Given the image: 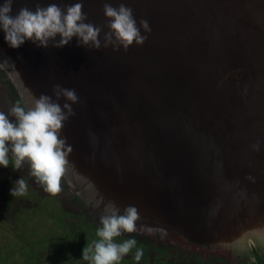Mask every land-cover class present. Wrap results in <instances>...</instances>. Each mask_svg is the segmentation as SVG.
Masks as SVG:
<instances>
[{"label":"water","instance_id":"obj_1","mask_svg":"<svg viewBox=\"0 0 264 264\" xmlns=\"http://www.w3.org/2000/svg\"><path fill=\"white\" fill-rule=\"evenodd\" d=\"M76 2L13 0L12 15ZM106 2L148 22L143 45L97 50L73 37L12 48L0 29V74L16 104L55 100L57 84L76 91L61 131L74 204L98 224L109 202L121 214L133 205L138 227L164 229L160 238L184 251L264 245V0H82L102 45Z\"/></svg>","mask_w":264,"mask_h":264},{"label":"clouds","instance_id":"obj_2","mask_svg":"<svg viewBox=\"0 0 264 264\" xmlns=\"http://www.w3.org/2000/svg\"><path fill=\"white\" fill-rule=\"evenodd\" d=\"M13 0H4L0 4V29L3 30L5 41L12 48H19L25 41H31L39 47L47 48L49 43L55 48L68 45L73 37L77 38L78 45L99 50L102 46L113 47L125 51L135 43L143 45L147 36L141 35L140 27L145 32L151 29L146 20H140L137 26L133 10L124 3L113 7L104 3L103 12L107 18L105 25L109 31L103 36V45L100 35L102 27L87 21L83 12L82 0L61 8L56 3L46 7L36 4L34 10L27 6L21 7L12 15ZM60 39L57 41L56 37ZM51 96L41 94L34 99L33 106L25 109L19 103L11 109V115L0 112V166H9V153L14 157V168L19 169L25 162L30 165L31 175L43 186L46 193L53 196L61 192V180L68 170V155L73 151L67 143V138L61 136L65 122L75 115L72 104L78 103V96L74 89L53 86ZM63 97L71 103H59ZM28 185L24 179L16 181L11 195L23 196L27 193ZM140 219L138 209L128 205L121 209L109 202L99 217L101 227L97 228L99 238L92 245L83 249V259L89 264H119L136 246V239L129 238L116 243L115 238L124 233L154 235L160 233L161 238L166 234L164 229L148 226H137ZM144 256L143 249L137 248L134 259L139 262Z\"/></svg>","mask_w":264,"mask_h":264},{"label":"flooded vegetation","instance_id":"obj_3","mask_svg":"<svg viewBox=\"0 0 264 264\" xmlns=\"http://www.w3.org/2000/svg\"><path fill=\"white\" fill-rule=\"evenodd\" d=\"M11 113V112H9ZM10 118H12V115H8ZM15 119V118H14ZM24 179L28 185L27 192H34L35 198L42 197L46 195L43 186L36 180L35 177L31 175V169L30 165L25 162L19 169L14 168V157L12 156L11 152L9 153V166L7 168L0 166V198L3 201L5 199L4 194L6 193L7 187L10 188V192L15 186L16 181L19 179ZM9 181H8V180ZM63 183V182H62ZM6 184H9V186H5ZM62 190V185H61ZM0 203V219L2 220V223H10L13 226V236L14 241H10L8 245H16L19 244L18 251L19 253L23 254V260L24 255L26 256V261L24 260V264H82L83 259V249L85 246L83 235L81 236V241L78 239L77 236L73 235L71 237L68 236H62L57 237L58 243H52L50 248H46L47 246L43 247L38 246V244L31 239L29 236L21 235L19 231L20 228L24 229L26 231L28 225H30L29 216L27 217L26 213L16 210V219L11 217V213L15 208L14 206V200H11V202L7 205ZM18 205V204H17ZM20 210L21 207L24 208V211L34 207V205L27 200H20L19 205ZM65 212V211H63ZM70 213V212H68ZM28 214V213H27ZM73 218L70 224L69 218ZM80 214H72L70 216H67L65 219L67 222H69L71 228L68 227L66 231H69V233H76L77 231L83 233V230L80 227H83V224H86L87 222H83V219L81 220ZM86 227V233L84 236L86 237L88 241V246L92 245V242L95 240H98L99 238L96 236V230L99 228H90ZM65 231V230H64ZM125 234V233H124ZM23 236L24 241L21 240V237ZM161 236L158 235L155 237L156 239L160 240ZM26 238V239H25ZM129 239V238H126ZM122 237L115 238L116 243H121L124 240H126ZM8 240V239H7ZM76 241V242H73ZM5 244V243H4ZM169 244V243H168ZM7 245V246H8ZM26 246V250H24V247ZM249 246V252L246 250V248L242 249V252L236 253V254H203L199 252H190V251H184L179 249L175 246H161L158 243L156 245H144L141 242H137L136 246L129 252L128 255H126L119 264H253L255 262V255H264V247L261 248V250H256V248L252 247L250 244ZM264 246V245H263ZM4 247H6L4 245ZM39 247V248H38ZM87 247V246H86ZM23 250H22V249ZM136 248L143 249L144 256L143 258L137 262L134 259ZM39 249V250H37ZM40 253V258H37V255ZM250 257V258H249ZM86 261V260H85ZM89 264V261H87Z\"/></svg>","mask_w":264,"mask_h":264},{"label":"rangeland","instance_id":"obj_4","mask_svg":"<svg viewBox=\"0 0 264 264\" xmlns=\"http://www.w3.org/2000/svg\"><path fill=\"white\" fill-rule=\"evenodd\" d=\"M10 82L12 81L9 77L2 79V75L0 74V87L2 86V88H4V89L0 88V112H4L6 115H11V113H9L10 109L14 105H16L14 92L11 89L12 83ZM14 118H15L14 116L12 118L9 117L10 120L15 122ZM62 182H63V186L59 194L60 196L57 195V198L56 197L55 198L63 202L64 211H70V212L75 213L76 215L81 214L82 213L81 210H83L82 206L79 205L78 203L76 205L74 204L73 201L75 200L74 199L72 200L73 195H72L71 190H69L68 184L66 183V181L65 182L62 181ZM46 194L50 195L49 193H46ZM65 200H67L66 203L64 202ZM45 201H46V198L43 199L39 203L38 208L36 209V214L32 217L33 219L29 217V221L30 222L32 221V225H34L35 227L34 229H35L37 236H41L42 238L41 234H43L44 232H47V234H49L52 237H54L55 235L66 236L68 234L69 237L75 235L80 240L83 234L84 235L87 234L86 227H83V233L79 231H77L76 233H69V231H66V230L64 231V229L60 226L59 223H58V227L55 226L56 222H54L53 220L55 218V215L58 213L59 208L55 201L47 200L46 205L43 204L45 203ZM2 220L3 219H0V264H24V260L26 261V256L24 255V260H23V254L17 252L18 248L20 247L19 244H17L16 246L12 244V245H8L4 247V243L7 242V239L9 240V242L14 241V236L12 234L13 233L12 224H10L9 222L3 224ZM68 220L70 222L73 220V218L71 217ZM70 224H69V228H71ZM84 235H83V238H84L83 245L86 247L88 246L87 244L88 241ZM262 247L264 246L257 245L254 248H256V250L259 251L261 250ZM24 250H26V246L24 247ZM246 250L250 254L249 247H247ZM81 262L82 264H88L87 261L85 260H82Z\"/></svg>","mask_w":264,"mask_h":264},{"label":"trees","instance_id":"obj_5","mask_svg":"<svg viewBox=\"0 0 264 264\" xmlns=\"http://www.w3.org/2000/svg\"><path fill=\"white\" fill-rule=\"evenodd\" d=\"M8 180V179H7ZM9 181V180H8ZM5 186H9V184H6ZM10 188H12V186L10 187ZM10 188L9 187H7V190H6V193L4 194V197H5V199L2 201L1 200V198H0V203H1V201H2V203L4 204V206H5V204H9L10 202H11V200H14V206H13V208H15V210H13L12 211V213H11V217L12 218H14V219H16V210L18 209V212L19 211H21V212H27L26 213V215H27V217L29 216V217H33L35 214H36V209L38 208V205H39V203L43 200V199H45L46 198V201H45V203H43V204H47V200L49 201V200H52V201H55L56 203H57V206H58V208H59V211H58V213L55 215V218H54V222H56V225L55 226H57L58 227V223L60 224V226L64 229V230H66L67 229V227H68V224H69V222H67L65 219L67 218V216H70V215H72V214H75V213H73V212H70V211H65V212H63L64 211V209H63V202H61L60 200H58V199H56L57 198V196L55 195V196H53V195H44V196H42V197H39V198H35V193L34 192H27L25 195H23V196H15V197H13L12 195H11V192H10ZM56 197V198H55ZM20 200H27V201H30L33 205H34V207H31V208H29V209H27V210H25L24 211V208L23 207H21V210H20V207L18 206L19 205V201ZM18 204V205H17ZM68 212H70V213H68ZM76 215V214H75ZM80 217H83V218H81V220L83 219V222H87L86 224H83L82 226L83 227H89V226H91L92 228L94 227V228H97L96 226H98V227H101V225L100 224H98L97 223V221H94V219L93 218H91V217H89V216H87L86 214H85V212L83 213H81L80 214ZM33 219V218H32ZM52 222V221H51ZM83 227H80L82 230H83ZM90 227V228H91ZM23 228V227H22ZM22 228H20L19 229V231L18 232H20V234L21 235H25V236H29L31 239H33L37 244H38V246H42V244H43V247H45V246H47L46 248H50V247H52L51 246V244L53 243H58V239H57V237H62V236H58V235H55L54 237H52V236H50L49 234H47V232H44L43 234H41L42 235V238H41V236H37L36 235V232H35V227H34V225H32V221L30 222V225H28V227H27V229H26V231L24 230V229H22ZM49 236V237H48ZM47 237V238H46ZM120 237H122V238H124V239H126V238H135L136 239V241L137 242H141L142 244H144V245H156V243H158L159 245H161V246H171L170 244H168L167 242H165V241H163L162 239H160V240H158V239H156V238H152V237H147V236H144V235H139V234H136V233H132V234H128V233H125V234H122ZM26 239V238H25ZM21 240H23L24 241V238H23V236L21 237ZM73 242H76V241H73ZM9 244V240H7V242L4 244L5 246H7ZM15 245V244H14ZM17 245V244H16ZM15 245V246H16ZM39 248V247H38ZM137 249V248H136ZM37 250H39V249H37ZM40 253L37 255V258L39 259L40 257ZM143 258V257H142ZM253 264H264V255H258V254H256L255 255V262L253 263Z\"/></svg>","mask_w":264,"mask_h":264}]
</instances>
